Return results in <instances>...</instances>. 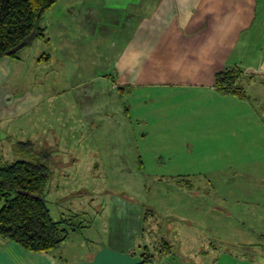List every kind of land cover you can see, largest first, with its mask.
Returning <instances> with one entry per match:
<instances>
[{"label": "crops", "instance_id": "1", "mask_svg": "<svg viewBox=\"0 0 264 264\" xmlns=\"http://www.w3.org/2000/svg\"><path fill=\"white\" fill-rule=\"evenodd\" d=\"M41 27L44 36L0 61V156L16 141L49 148L52 189L61 194L90 156L97 173L85 178H109L119 190L94 187L88 201L57 208L53 218L72 228L50 253L0 236V264H195L208 253L200 224L161 217L165 192L148 182L185 180L192 171L144 172L136 132L151 119L132 115L142 116L138 108L150 101L175 99L179 107L160 111L162 126L153 130L176 131L194 148L226 128L261 125L254 100L264 93V0H59ZM233 66L254 77L253 101L218 89L217 73ZM176 185L179 206L186 195ZM163 238L171 253H162Z\"/></svg>", "mask_w": 264, "mask_h": 264}, {"label": "rangeland", "instance_id": "2", "mask_svg": "<svg viewBox=\"0 0 264 264\" xmlns=\"http://www.w3.org/2000/svg\"><path fill=\"white\" fill-rule=\"evenodd\" d=\"M262 95L263 99L254 100L261 109V125L241 124L226 128L218 140L205 141L195 148L190 139L179 136L176 131L157 129L162 126L158 113L179 107L175 99L150 101L138 108L142 116L139 113L132 115L135 121L137 118L151 119L149 125H143L142 129L138 126L136 132V141L143 153L140 165L144 172L164 175L172 171L184 170V174L192 171L185 180L179 176H166L159 184L154 177H149L148 182L150 188L159 185L165 192L164 199L168 204H162L161 217H186L200 224L203 233L201 245L208 253H203L199 260H192L195 264H264V93ZM12 150L4 156L5 162L21 159L19 152ZM169 151L175 155H168ZM56 153L60 152L57 150ZM161 154L165 155L162 157ZM81 165L87 169H83L85 173L82 175L69 179L71 187L68 192L55 193L52 189L55 178L49 181L45 197L55 219L59 218L57 208H62V205L75 202L80 205L82 200L88 201V189L119 190L109 178H85L86 173H97L90 156L82 157ZM127 166L133 168L130 162ZM178 182L182 183V191L186 195L179 206L173 190ZM194 190L195 195L188 193ZM63 196L64 199L59 200ZM190 199L196 203L194 209L187 204Z\"/></svg>", "mask_w": 264, "mask_h": 264}, {"label": "trees", "instance_id": "3", "mask_svg": "<svg viewBox=\"0 0 264 264\" xmlns=\"http://www.w3.org/2000/svg\"><path fill=\"white\" fill-rule=\"evenodd\" d=\"M58 1L0 0V61L16 57L34 36H44L41 22ZM253 78L237 66L227 67L217 73L216 85L224 93L253 101L247 87ZM13 149L21 159L5 162L0 156V236L28 251L50 253L69 237L72 228L68 220L53 218L45 197L53 152L31 141L18 142ZM163 239L162 253H171L173 245Z\"/></svg>", "mask_w": 264, "mask_h": 264}]
</instances>
